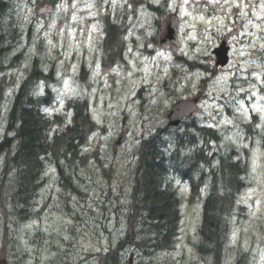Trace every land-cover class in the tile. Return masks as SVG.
Wrapping results in <instances>:
<instances>
[{"label":"rangeland","instance_id":"374dc122","mask_svg":"<svg viewBox=\"0 0 264 264\" xmlns=\"http://www.w3.org/2000/svg\"><path fill=\"white\" fill-rule=\"evenodd\" d=\"M148 2L162 6L164 13L169 11L180 17V55L191 57L210 54L211 49L218 44L219 38L232 30L237 31L232 39L234 41L230 48L229 66L223 72H215L208 97L199 106L196 118L203 125L215 127L222 132L229 131L222 140L224 145L240 144L230 129L233 125L231 113L234 117H239L241 122L252 121L250 114L261 112L260 109L264 108V0ZM124 3V0H63L53 7L45 5L37 9L34 5L26 6L22 3L19 10L25 21L35 19L34 28L30 32L25 29L21 37L19 48H25L24 63H29L32 59L28 58V54H32V51L37 53L36 41L44 48L39 50L40 54H47V72L50 61H55L56 82L50 83V87L55 93L56 104L51 112H63L65 102L70 97H85L91 119L98 127L85 146V150L91 155L88 169L82 173L89 204L94 202L95 194L106 181L98 168L96 157L107 166L113 167L112 182H115L116 186L126 188L131 181L140 139L142 136H149L157 127L163 125L161 121L171 100L166 92L154 98L152 89L142 90L143 98L147 100L142 104V110L139 102L130 100L134 96L137 97L138 91L142 87L147 88L150 82L158 86L164 77L172 78V54L169 50L162 51L156 44L151 53L143 52L144 44L147 47L149 42L158 37L152 25L153 16L145 6L137 8L133 18L124 19L128 51L123 56L125 61L112 67L103 65L100 61L98 44L103 38V18L107 12L114 15L117 8L122 7ZM164 16L165 14L155 16V19H159L160 23ZM83 62L86 73L81 77L80 68ZM210 64H214L212 58ZM8 75H14L18 81L24 77L21 67L19 71H9ZM200 77L198 74L188 75L187 72L180 71L177 78L170 82V94L175 88L183 98L188 97L191 91L184 89L189 84H197ZM44 86L45 83H41V88ZM142 118L146 119L145 125H141ZM260 118L264 119V114L261 113ZM126 128L129 131L126 141L114 151V141ZM256 155L255 153L253 157ZM259 161L255 168L250 166L249 182L254 183V187L245 193L241 200L247 207V216L239 221L233 219L231 222L228 242L230 249L228 260L224 264H235L236 257L242 253L247 255L248 263L264 264V237L262 238L263 231L260 229H264V151H260ZM49 171L54 181L49 180L43 188L39 201V208L44 205L40 213L41 218L30 226L31 231L38 229L44 233L42 252L37 255L29 250V256L25 258L26 264H50L49 260L56 256L55 247L60 244L58 236H67L65 227L71 221L70 216L75 214L63 212L57 206L60 205L59 188L53 171ZM180 189L185 201L181 208L182 219L177 245L189 250L197 240L200 202L187 200L189 190L186 185H181ZM79 213L85 219L89 216L87 210H79ZM59 224H62V227ZM82 232L90 236L94 228H82ZM79 235L76 238V248H72L68 253V260L71 264H78L80 259L83 260L81 264H91L86 260L85 254L90 250L100 249L107 242L105 239L98 240L96 236L90 241L80 232ZM118 236L119 230L113 234L115 239ZM21 241H25L24 238ZM182 253L183 249L180 248L171 256V260H179Z\"/></svg>","mask_w":264,"mask_h":264},{"label":"trees","instance_id":"16d2710c","mask_svg":"<svg viewBox=\"0 0 264 264\" xmlns=\"http://www.w3.org/2000/svg\"><path fill=\"white\" fill-rule=\"evenodd\" d=\"M60 1L0 0V221L4 223V230L0 229V238L3 237L0 256L9 264H26L25 252L29 247L21 241L25 236L21 230L29 219L38 217L36 205L41 192L49 180L54 181L49 170L58 178L59 196L85 197L81 194L83 177L80 173L88 166L89 155L84 147L95 129L87 99L70 97L63 112L52 113L56 97L50 83L56 82L55 61H50L47 72V54H40L39 50L44 49L40 42L36 41L37 53L28 54V58H32L29 63H24L25 48H19L25 29L30 32L35 25V19H23V14L19 13L21 4L34 5L37 9L45 5L53 7ZM124 1L114 15L107 12L103 18L104 37L98 49L103 65L109 67L121 63L126 31L124 19L133 18L141 6L152 15L163 12L148 0ZM174 65L185 67L188 72L208 67L197 58H177ZM20 67L24 77L19 81L14 75H8L9 71H19ZM84 68L83 62L81 77ZM43 82L45 86L41 88ZM156 130L142 138L137 148L130 202L124 207L126 214L116 222L122 223V235L116 242L110 236L106 252L92 255L97 256L98 264H128L129 251L126 252L125 247L133 246L132 251L140 260L137 264H150L148 257L154 251H172L178 242L183 202V196L171 182L174 175L189 183L193 197L208 185L195 246L198 254H211L213 264H217L218 257L222 255L221 261L225 258L237 197L245 186V167L241 161L234 160L239 153L233 145L223 144L218 130L198 128L193 122H185L181 129L159 126ZM102 171L110 183L113 170L102 167ZM104 197L107 201L113 199L115 204L107 206V201L99 202L95 222L102 226L112 214L118 216L123 211V204L112 197L110 184ZM78 212L77 217L85 218ZM88 212L95 218L94 211L88 209ZM73 237L71 233L64 246L69 248ZM62 254L67 257L64 251L58 256ZM62 264L70 262L62 258Z\"/></svg>","mask_w":264,"mask_h":264},{"label":"water","instance_id":"95a60500","mask_svg":"<svg viewBox=\"0 0 264 264\" xmlns=\"http://www.w3.org/2000/svg\"><path fill=\"white\" fill-rule=\"evenodd\" d=\"M173 23L176 24L175 22L171 21V23L167 25L166 32H165V39L161 42V44L163 45L166 43H171L172 48L175 49L177 46V43H176L175 34L173 33L174 31L173 29L174 26L172 25ZM225 52H226V49H223L224 56H225ZM218 59L220 60V57H218ZM221 59H222L221 64L222 65L225 64L226 57H221ZM194 108H195V101L176 103L172 107V109L168 112L169 124L177 125L181 117L183 115H188L189 113H191L194 110ZM122 140H123V136L118 138L114 146H116ZM0 264H6V262L4 260H0Z\"/></svg>","mask_w":264,"mask_h":264}]
</instances>
